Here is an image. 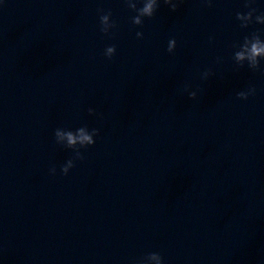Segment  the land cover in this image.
I'll list each match as a JSON object with an SVG mask.
<instances>
[{
	"label": "clouds",
	"instance_id": "clouds-1",
	"mask_svg": "<svg viewBox=\"0 0 264 264\" xmlns=\"http://www.w3.org/2000/svg\"><path fill=\"white\" fill-rule=\"evenodd\" d=\"M163 2L170 6L171 11L175 12L177 10V2L174 0H163ZM254 0H246L245 7L249 8V11L245 13H237L236 18L237 20L241 21V27H248L250 23L253 22L254 14L256 13V9L251 7V4ZM126 3L130 9L137 12V15L132 17V23L134 25H142L143 20L142 17H153L154 13L158 8V0H144L143 6L137 8V4L134 0H126ZM209 6H211V0H208ZM102 11V10H101ZM111 12H107L100 16V23H101V32L107 35L109 33V29L116 27L115 22L110 21ZM255 23L264 24V13L260 15H255ZM137 38H142L143 33L137 32ZM239 50L234 53L233 59L236 61L237 65L243 66V62L245 60L248 61V66L253 71L259 69L260 61L264 59V40L261 39V35L259 32H253L250 36H245L243 43L240 44ZM176 48V41L175 39L169 40L167 51L172 53ZM116 52V46L111 45L108 46L105 50V55L111 59L112 56ZM210 71H206L202 74L204 79H207L210 75ZM255 88L252 87L249 89L248 92H238L237 97L239 99H247L248 95L254 94ZM189 99L195 100L197 93L196 92H189L188 93ZM89 115L95 114L94 109H88ZM99 135V129L93 128L91 131L88 130L87 126L80 127L75 131V134L71 130H63V129H56L55 131V138L58 144L63 145L66 148H70L74 150V157L73 159H69L66 164L61 166V172L64 175H67L69 170L75 166L74 160H83V155L80 152V148H86L88 146L95 144V139ZM52 174H55L56 170L53 167L50 169ZM146 258H157L160 261V264H163V259L158 253H150Z\"/></svg>",
	"mask_w": 264,
	"mask_h": 264
}]
</instances>
